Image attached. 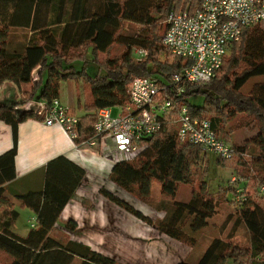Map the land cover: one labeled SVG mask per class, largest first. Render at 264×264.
I'll return each instance as SVG.
<instances>
[{"label":"trees","instance_id":"obj_1","mask_svg":"<svg viewBox=\"0 0 264 264\" xmlns=\"http://www.w3.org/2000/svg\"><path fill=\"white\" fill-rule=\"evenodd\" d=\"M200 4L201 0H0V87L4 82L17 86L30 83L38 70V80L29 94L38 91L40 101L49 103L59 97L61 81L81 80L90 97L82 105L87 114L77 125L79 141L84 140L93 135L98 109L127 101L133 77L154 75L165 83L172 73L189 65L187 59L170 54L161 45L159 31L162 23V34L167 29L171 9L192 14ZM125 22L140 27V31L125 35ZM259 25L245 28L239 41L228 47L209 82L188 84L181 95L190 116L208 120L217 139L231 142V158L215 156V161L232 169V176L239 180L234 185L228 181L214 195L202 181L195 186L194 170L204 161L206 152L201 145L179 142L172 120L176 111H172L157 133L142 140L134 159L113 164L109 179L145 204L150 202L153 180L160 184L164 196H174L179 184L191 186L190 200L155 207L165 212L155 221L109 191H99L160 233L193 246L197 234L217 213L219 198L215 195L232 204L233 199H226L227 193L233 198L240 189L246 197L237 202L236 222L247 230L248 243L214 238L195 263L177 264H264V193L259 192L264 186V82L253 83L247 93L241 91L251 78L264 76V30ZM11 29L28 31L22 48L10 47ZM114 44L125 48L120 57L100 60L98 54H107ZM133 48L148 53L136 60L131 54ZM228 52L231 56L226 60ZM89 53L91 66L101 71L100 76L86 72ZM76 63L81 65L80 71L75 70ZM198 95L203 97L202 105L189 104V98ZM27 118L37 117L34 112L18 115L15 105L0 106V121L9 125L12 133V147L0 155V252L10 259L5 264H72L74 260L77 264H118L83 243L52 235L61 211L84 176L83 169L63 156L47 163L42 190L13 195L21 207L33 213L35 222L25 236L12 230L19 212L8 197L7 186L15 179L18 125ZM242 119L246 123L233 126V121ZM241 126L255 127L257 134L238 144L232 141V134ZM75 228L73 221L65 224L69 232Z\"/></svg>","mask_w":264,"mask_h":264},{"label":"built area","instance_id":"obj_2","mask_svg":"<svg viewBox=\"0 0 264 264\" xmlns=\"http://www.w3.org/2000/svg\"><path fill=\"white\" fill-rule=\"evenodd\" d=\"M264 23V0H201L192 13L171 9L167 15V29L161 45L172 55L187 59L190 63L169 80L161 83L156 77L135 76L130 82L127 101L115 108L119 114L111 115L112 108L96 111L93 135L79 141V118L59 98L49 103L39 101L34 113L45 126H59L77 146L96 147L103 137L111 141L105 153L115 162H129L140 151L143 139L157 133L165 117L176 111L173 124L179 142L201 145L203 150L223 159H229L233 150L228 143L217 139L206 119L190 116L181 100L188 84L209 82L222 64L228 47L238 42L245 28ZM142 48H133L132 56L141 60L147 55ZM25 104V103H24ZM239 177L231 176L234 185ZM259 192L264 193V186ZM236 189V202L245 200ZM30 226H34L32 218Z\"/></svg>","mask_w":264,"mask_h":264},{"label":"rangeland","instance_id":"obj_3","mask_svg":"<svg viewBox=\"0 0 264 264\" xmlns=\"http://www.w3.org/2000/svg\"><path fill=\"white\" fill-rule=\"evenodd\" d=\"M161 26L163 29V23ZM259 27L264 30V23L260 24ZM124 29V32L126 33L125 35L135 34L140 31V27L127 22L124 23ZM162 29L159 31L160 41L163 35ZM28 36L29 33L26 30L11 29L9 35L10 47L12 49L22 48ZM124 51L125 48L123 46L114 44L109 49L107 54H98V57L100 60L104 59L106 56L110 58H119ZM230 56L231 52H228L226 60H228ZM90 59H92L91 54L87 58V60L89 61L86 70L87 74L92 77L96 75L100 76L102 74L101 71L98 72L95 67L93 68L91 66L92 62L90 61ZM74 68L75 70L80 71L81 65L76 63ZM152 77L156 76L153 75ZM255 82H264V76L251 78L243 86L241 91L243 93H247L248 89ZM61 91L62 95L64 96H66L65 93H68V95L72 96H75L78 93L81 99L82 97H84L85 101H88L89 99V91L85 86V83L81 80L67 81V83L63 84ZM188 102L189 104L194 106H201L203 103V97L200 95L191 96ZM13 105H15L16 113L18 115L23 112L29 111L24 108V103L22 104L19 102H15ZM118 114V109L113 107L111 109V115L115 117ZM245 121L246 119H242L239 122L233 121V126L238 125V123L244 124L246 123ZM254 129L256 128H251V126L238 127L237 130L234 131L232 134V141L239 142L240 140L247 139L253 133L252 130ZM228 143L230 144L231 142ZM204 156V161L197 167L196 170H194V172L196 173L195 186L197 187L198 185H200V182L202 181L205 184L208 193L214 195L217 193L220 187L225 188L230 177L232 176L233 170L227 167H221L217 165L214 154L210 152L206 153ZM110 184H112L111 181L107 179L105 181L94 183L93 185L94 188L97 187L98 189L97 198L100 200L99 202L97 199H94L96 201L95 208H97L99 212L103 214L101 220L105 219L108 221L105 222V224L94 223V230L87 232V234H93V236H91L92 241L96 240L97 238H100L103 241V245L99 247V249H102L103 251L107 252L106 255H110L109 257L113 258L118 264H177L180 262L195 263L200 257V255L204 252L206 247L209 245L210 241L214 238L230 240L241 245H246L248 243V235L245 232L243 225L236 222L235 212L237 211V202L234 200L235 196H233L232 198L230 193H227L226 199L228 201L233 199V203H226L223 197L220 198L218 195H215V198H219L217 205V213L209 220L207 227H205L202 231L197 234V241L193 246L185 245L173 238H170L160 233L159 231H157L156 227L152 225L154 226L157 232L156 239L153 237L150 238L149 240L151 242L154 241L151 239H155V241L154 243L149 244L147 248L142 246V255L140 256V252H137V246H140L141 243L138 239L134 238V236L137 237L135 231H139L135 224H148L140 221L121 207L106 199L102 194L99 193V191L101 189L109 191L116 197L127 202L136 210L143 213L145 216L152 218V220L154 219L156 221L161 219L164 216L165 212L163 210L158 211L159 209L156 210L155 207H166L165 203L170 204L174 201L187 202L192 196L193 188L189 185L179 184L174 196H164L160 191V184L157 181L153 180L151 183L150 202L148 204L142 203L136 197L131 195V198L135 200L134 204L131 201V203L128 202L127 200L119 196V194H116L118 192H116V190L120 189ZM109 186H113V188H109ZM248 190L251 192L253 191L252 184H249ZM18 212V217L12 225V229L19 235L21 234L25 236L27 232L32 228L30 226V223L34 216L30 214L29 211L26 209L24 211L18 209ZM113 219L115 222L112 221ZM111 224H113V227L116 229V232L111 231ZM68 232L69 231L65 229V226L64 228L54 227L52 235L60 240H63L68 238V236L66 235V233ZM82 232L80 234V238L86 237L87 235ZM156 246L163 250H156ZM145 253L147 257H145ZM138 259L142 260L139 261ZM9 260L10 259L7 255L0 252V263L5 264L9 262ZM77 262L78 260H74L72 264H77Z\"/></svg>","mask_w":264,"mask_h":264},{"label":"crops","instance_id":"obj_4","mask_svg":"<svg viewBox=\"0 0 264 264\" xmlns=\"http://www.w3.org/2000/svg\"><path fill=\"white\" fill-rule=\"evenodd\" d=\"M37 72L38 70L33 72L32 82L27 84L17 86L11 82H4L0 87V106H12L15 102L20 103L25 100H30L24 104V108L29 110L28 112H34L40 99L38 91L33 96L29 94V92L32 90L34 83L38 80ZM64 83H67V81H61L59 84L58 98L70 107L74 115L78 118H82L85 114H87L82 106L85 101L84 97L81 99L78 93L75 96L68 95V93H65L66 96L62 95L61 88ZM252 131L253 133L247 139L234 142L242 144L253 138L257 132L256 129ZM11 147V128L9 125L0 121V155L9 150ZM107 148H111V141L107 137H103L100 145L96 147L77 146L61 127L56 125L45 126L40 119L27 118L18 125L17 129L15 179L7 186L9 188L8 197H10L13 201L14 207L17 211L18 209H21L22 211L26 209L33 215L29 209L21 207L19 202L13 199V195L18 193L39 192L42 190L44 185L45 167L47 163L56 157L63 156L76 166L83 169L84 176L61 211L60 216L55 223V227L64 228L68 221L75 222L76 228L73 231H70L71 233H66L68 238L83 243L91 249L106 255L107 252L99 249V247L103 245V241L100 238L92 241L91 236H93V234H87V232L94 230V223L105 224V222L108 221L105 219L101 220L103 214L95 208L96 201L94 199H97L99 202L100 200L97 198V187H93L94 183L109 179V173L114 164V160L112 159V156L105 153ZM111 183L112 184L110 185L118 187L112 181ZM113 186H109V188H113ZM118 188L120 190H116V192L118 191L116 194H119V196L128 202L131 201L135 204V200L131 198V194L123 192L124 190L120 187ZM112 221L115 222L114 219ZM135 226L139 231H135L137 237L134 236V238L138 239L141 243L140 246H137V252H140L141 256L142 246L147 248L149 244L154 243L157 232L154 226L139 223L135 224ZM110 229L112 232H116L113 224H111ZM81 232L87 236L80 238ZM245 232L247 233L246 229ZM152 237L155 239H151L154 240L151 242L149 239ZM156 250L163 249L157 247ZM147 255L145 253V257H147ZM109 256L110 255H108V257ZM138 260L141 261L142 259Z\"/></svg>","mask_w":264,"mask_h":264},{"label":"water","instance_id":"obj_5","mask_svg":"<svg viewBox=\"0 0 264 264\" xmlns=\"http://www.w3.org/2000/svg\"><path fill=\"white\" fill-rule=\"evenodd\" d=\"M146 139H149V138H146Z\"/></svg>","mask_w":264,"mask_h":264}]
</instances>
